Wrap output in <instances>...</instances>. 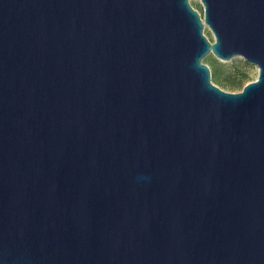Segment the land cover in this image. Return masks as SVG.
I'll return each instance as SVG.
<instances>
[{
    "label": "water",
    "instance_id": "1",
    "mask_svg": "<svg viewBox=\"0 0 264 264\" xmlns=\"http://www.w3.org/2000/svg\"><path fill=\"white\" fill-rule=\"evenodd\" d=\"M200 1L0 0V264H264V0Z\"/></svg>",
    "mask_w": 264,
    "mask_h": 264
},
{
    "label": "rangeland",
    "instance_id": "2",
    "mask_svg": "<svg viewBox=\"0 0 264 264\" xmlns=\"http://www.w3.org/2000/svg\"><path fill=\"white\" fill-rule=\"evenodd\" d=\"M190 4L203 16V5L200 0H190ZM204 34L211 42L214 41V35L209 27L205 26ZM202 62L210 68L212 82L228 92H240L246 84L258 77V68L242 56L223 60L209 53L203 57Z\"/></svg>",
    "mask_w": 264,
    "mask_h": 264
}]
</instances>
